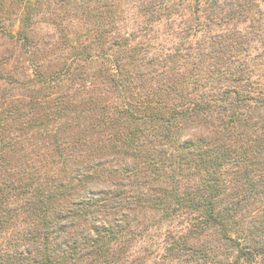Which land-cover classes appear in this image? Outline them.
Listing matches in <instances>:
<instances>
[{
  "label": "trees",
  "instance_id": "1",
  "mask_svg": "<svg viewBox=\"0 0 264 264\" xmlns=\"http://www.w3.org/2000/svg\"><path fill=\"white\" fill-rule=\"evenodd\" d=\"M68 1L0 0V264H264V0Z\"/></svg>",
  "mask_w": 264,
  "mask_h": 264
},
{
  "label": "rangeland",
  "instance_id": "2",
  "mask_svg": "<svg viewBox=\"0 0 264 264\" xmlns=\"http://www.w3.org/2000/svg\"><path fill=\"white\" fill-rule=\"evenodd\" d=\"M54 3H57L59 5L56 7ZM71 4L72 3L68 0H52L51 3H46L42 7L41 13L35 18L36 24H37L36 25L37 33L40 39L45 38L47 42H51V43H53L52 40H56L57 33L53 31V28L48 23L50 22V19L52 18L51 15L54 16L52 11L55 10L56 15L57 13L61 12V14H68L70 16L73 10ZM122 7H123V11L125 12L126 19H124L123 22L120 23L119 29H121V32L128 31V30L130 31L134 28L135 20L136 22H138V20H142L143 18L141 17L142 18L141 19L135 15L137 13L136 11L137 7L133 3H129L127 5L123 4ZM76 17L77 18L81 17L79 12L76 15ZM181 21L182 19H179L178 25L174 24L173 26L180 27ZM68 27L72 29H79V30L82 29V25L80 21H78L77 19H72L70 23L68 24ZM154 28L156 30H159L160 32H164L166 31L165 29L167 28V26H166L165 21L163 20L161 23L156 25ZM73 40H74L73 37H70V41L73 42ZM252 53L255 54L254 51ZM165 230H166L165 225H163L161 229H158V230L152 229L150 232V235L147 236L146 239L138 241L137 250L135 252V255H138V254L142 255L144 253L148 255L149 249L155 250L156 247H157V250H159L158 245H160L162 242Z\"/></svg>",
  "mask_w": 264,
  "mask_h": 264
}]
</instances>
